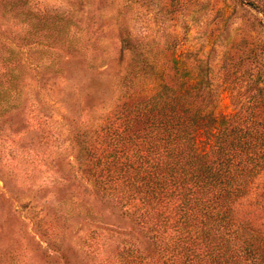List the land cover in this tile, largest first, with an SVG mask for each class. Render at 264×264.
<instances>
[{"label": "trees", "instance_id": "obj_1", "mask_svg": "<svg viewBox=\"0 0 264 264\" xmlns=\"http://www.w3.org/2000/svg\"><path fill=\"white\" fill-rule=\"evenodd\" d=\"M232 1L264 25V0ZM189 2L179 0L178 8L185 11ZM0 9L1 116L22 113L24 67L41 66L42 58L22 56L21 46L73 55L94 43L79 34L78 12L37 0H0ZM158 37L127 31L104 69L80 74L55 97L59 126L91 194L118 207L131 224L91 229L83 243L93 247L85 253H102L100 264H264V41L254 49L255 40L241 34L210 72L189 58L188 46ZM52 68L49 59L38 71L55 73ZM75 88H89L91 102L99 99L95 117L77 110ZM205 139L206 147L197 144ZM52 221L51 228L38 224L54 251L68 257L69 249L80 250Z\"/></svg>", "mask_w": 264, "mask_h": 264}, {"label": "rangeland", "instance_id": "obj_2", "mask_svg": "<svg viewBox=\"0 0 264 264\" xmlns=\"http://www.w3.org/2000/svg\"><path fill=\"white\" fill-rule=\"evenodd\" d=\"M37 1L53 4L58 10L78 12V27L83 28L79 34L90 38L94 49L69 55L52 46L20 47L24 57L40 56L41 66L52 60L55 73L42 75L38 71L41 66L35 71L24 67L27 85L25 95L20 97L23 105L18 108L22 113L13 114L12 109L0 116V264H67L64 257L70 258L72 264H100L105 259L102 253H85L93 247L90 241L83 243L91 229L102 231L103 226H109L127 230L131 224L118 207L91 194L83 171L74 161L67 130L59 126L62 112L55 103L62 86L80 74L85 78L104 69L118 56L119 39L127 31L150 33L163 42L176 38L180 47L191 50L189 58L201 60L203 67L213 72L221 62L222 52L230 50L241 34L249 41L255 40L251 42L254 49L259 47L255 44L264 41V25H256L250 9H240L232 0H191L185 11L178 8L179 0ZM5 7L9 8L8 4ZM128 57L125 54L121 63L126 64ZM75 66H79V73ZM89 90L75 88L72 93L79 99L77 110L95 117L99 99L87 100L85 92ZM223 103L227 104V98ZM40 105L44 121L39 120ZM206 141L198 140L197 144L206 147ZM55 217L62 224V237L81 247L69 249L68 257L54 251L47 234H40L38 223L43 221L41 227L51 228Z\"/></svg>", "mask_w": 264, "mask_h": 264}]
</instances>
